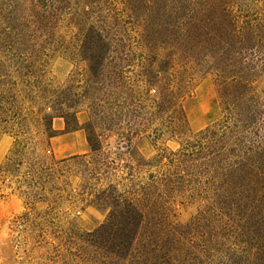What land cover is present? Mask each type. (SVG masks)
<instances>
[{
  "label": "rangeland",
  "instance_id": "rangeland-1",
  "mask_svg": "<svg viewBox=\"0 0 264 264\" xmlns=\"http://www.w3.org/2000/svg\"><path fill=\"white\" fill-rule=\"evenodd\" d=\"M68 7L45 30L30 0H0V264H99L91 234L129 203L138 244L173 264H264V0ZM228 111L254 142L239 155L260 169L252 193L228 153L179 157ZM32 161L51 170L34 200Z\"/></svg>",
  "mask_w": 264,
  "mask_h": 264
},
{
  "label": "trees",
  "instance_id": "trees-1",
  "mask_svg": "<svg viewBox=\"0 0 264 264\" xmlns=\"http://www.w3.org/2000/svg\"><path fill=\"white\" fill-rule=\"evenodd\" d=\"M30 3L32 7L31 17L34 19L32 23L37 24L41 29L48 30L52 28L54 22L60 20L62 12L68 11L70 0H30ZM83 13L85 14V11H83ZM80 25L81 23H79V26ZM3 115V108L0 103V123L5 122L2 121ZM13 118L17 119V122L20 121L18 124H22L26 121L27 116H22L21 113H14ZM52 120L53 118L49 121V130H51ZM47 130L48 129H46V131ZM71 130L75 131L74 128H71ZM247 133L248 131L244 129V125L240 121H237L231 111H228V114H226L220 122L200 131L196 135L195 142L186 141L182 145L179 157H189L199 161L214 155L218 162V166L221 164L220 160H222L227 153L241 160L239 155L250 152L251 148L249 149L248 145L254 144ZM54 137H56L54 134L48 135L49 139ZM28 144V142H24V144L23 142H18L16 144L18 148L15 150L14 155L17 153L22 154L26 151L28 149ZM90 146H92L91 143ZM215 149H218L216 154L214 153ZM171 155L173 159H171L170 162L173 164L178 155L176 153H171ZM158 158L162 161L163 156L158 155ZM240 160L238 163H234V165L236 167L242 166L245 170H240L243 174L237 172L239 170H232L236 175L235 179L239 180V182L234 181L233 185L234 187L238 185L236 188L244 189L245 192L252 193L255 187L262 184L258 175L255 173V170L260 171V169L255 166L254 163L249 166L243 165ZM29 165L27 175L30 177V183H28L27 186L31 191L30 195H28V199L31 198L34 200L36 197L33 196L34 198H32V195L37 194L39 187H41L40 182H42V177H44V174L50 177L51 170H49V168H41L33 161ZM207 184L208 183H206V185ZM129 204L130 205L126 209L127 212L125 211L126 213L123 211L112 214L106 226H102L101 229L91 234L89 245L94 249V252L99 255V259H97L99 264H173L167 253L161 251V247L155 245V243L150 242V244L144 245L140 242L138 244L137 236L139 235L140 228L143 226V217L137 208L131 206V203ZM18 219L20 222H30V215L26 213ZM117 224L119 225V230H116L113 236L112 234H108L107 230H109V227ZM107 235L110 237L107 238ZM73 263L88 264L84 261V258L78 256L73 259Z\"/></svg>",
  "mask_w": 264,
  "mask_h": 264
}]
</instances>
